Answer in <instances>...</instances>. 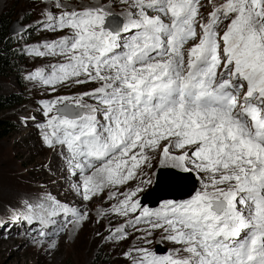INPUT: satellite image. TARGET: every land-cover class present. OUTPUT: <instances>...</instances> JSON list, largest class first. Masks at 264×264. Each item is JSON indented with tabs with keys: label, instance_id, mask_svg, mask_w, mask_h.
<instances>
[{
	"label": "snow or ice",
	"instance_id": "snow-or-ice-1",
	"mask_svg": "<svg viewBox=\"0 0 264 264\" xmlns=\"http://www.w3.org/2000/svg\"><path fill=\"white\" fill-rule=\"evenodd\" d=\"M34 3L41 19L18 20L14 35H60L25 42V55L55 63L23 79L51 93L94 85L41 100L35 125L80 203L43 186L21 194L0 208L5 236L16 226L50 255L58 241L46 237L69 224L78 235L89 205L107 200L96 215L123 223L96 235L139 233L127 264H264V0H119L118 13L116 0ZM161 182L186 195L144 206ZM154 240L171 247L159 254Z\"/></svg>",
	"mask_w": 264,
	"mask_h": 264
},
{
	"label": "rangeland",
	"instance_id": "rangeland-1",
	"mask_svg": "<svg viewBox=\"0 0 264 264\" xmlns=\"http://www.w3.org/2000/svg\"><path fill=\"white\" fill-rule=\"evenodd\" d=\"M206 2L207 0H204L203 4ZM213 2H219V0H213ZM72 3L89 6L95 3V0H72ZM111 10L117 13L120 11L119 0H116V6ZM202 11L207 14L210 8L205 7ZM38 14L39 7L34 0H0V18L2 16L9 18L12 26L18 20L24 25L32 24L41 19ZM44 33L42 29L33 31L29 38L35 40V43H44L57 38L56 34L46 36ZM27 36L25 35L24 40H19L13 35L16 48L20 50L22 58L18 63L20 71L0 78V97L19 95L24 100L23 105L0 112V117L10 120L14 127L7 137L0 139V208L15 203L21 194L40 191L41 186L51 190L52 194L62 202L73 201L61 172L59 157L56 152L43 145L40 133L38 134L35 129L36 122L43 118L41 111L38 110L40 101L49 99L52 93L48 94L43 87L25 81L23 77L36 67H46L51 61L50 58H34L23 53L25 42L27 46H32V43L29 45ZM93 86L60 89L54 92V95L52 94L53 99L58 95H73ZM32 117H35V120H32ZM130 184L134 186L135 181H130ZM156 186H149L145 192L141 193V201L143 196L150 193ZM166 190L161 189L153 198L158 199L165 194L163 192ZM73 202L80 203L78 200ZM111 203L112 201L105 200L102 203L90 204L89 213L94 219L86 222L78 235H74L72 225L69 224L59 236L46 237V241L53 239L58 241L57 249L50 255H46L43 249L38 250L25 236L21 235L20 228L13 226L7 229V236H5V228H0V264H127L122 252L129 244L135 242L133 237L139 233L130 230L129 237L118 244L102 242L101 236L107 235L106 227H117L123 223V218L120 217L110 215L107 218H101L96 215L97 208H107ZM2 218L3 213L0 212V219ZM97 220L100 222L97 223ZM45 231L50 233L52 229ZM97 232H100L101 236H97ZM33 235L37 234L33 233ZM44 246L46 247L47 243ZM150 247L160 254L161 249L167 251L171 245L167 242L156 243L154 240Z\"/></svg>",
	"mask_w": 264,
	"mask_h": 264
},
{
	"label": "trees",
	"instance_id": "trees-1",
	"mask_svg": "<svg viewBox=\"0 0 264 264\" xmlns=\"http://www.w3.org/2000/svg\"><path fill=\"white\" fill-rule=\"evenodd\" d=\"M11 26L9 18H0V78L20 71L18 63L22 58L20 50L16 48V41L10 34ZM23 104L24 100L19 95L0 97V112ZM12 129V122L0 117V139L7 137Z\"/></svg>",
	"mask_w": 264,
	"mask_h": 264
},
{
	"label": "water",
	"instance_id": "water-1",
	"mask_svg": "<svg viewBox=\"0 0 264 264\" xmlns=\"http://www.w3.org/2000/svg\"><path fill=\"white\" fill-rule=\"evenodd\" d=\"M17 27V23L14 22L13 23V26H11V29H10V34L13 36L14 35V29ZM160 171H165V170H160ZM184 175H187V174H184ZM195 183V180L193 179L192 181H189V184H194ZM161 189H167L165 192V194H162L161 197H159L158 199H155L153 198L154 195H156V193H158ZM177 191H175V190ZM182 190H178L176 188H173L171 186H169L166 182H161L160 184H158L150 193H146L144 196H143V200H142V203L143 205H149V207H156L158 206L163 200H166V199H181V198H184V196L186 195L185 192H181ZM150 199H154V201H150ZM166 250H162L161 249V252L160 254H163L165 253Z\"/></svg>",
	"mask_w": 264,
	"mask_h": 264
},
{
	"label": "bare ground",
	"instance_id": "bare-ground-1",
	"mask_svg": "<svg viewBox=\"0 0 264 264\" xmlns=\"http://www.w3.org/2000/svg\"><path fill=\"white\" fill-rule=\"evenodd\" d=\"M75 1H79V0H75ZM203 1H204V0H201V3H202V4H203ZM66 2H67V0H66ZM54 34H56L57 37H58V35H60L59 33H51V32H45V33H44V35H46V36H52V35H54ZM26 39L30 42L29 45H31V43H32V46H36V45H38V44H42V43H35V40L33 41L32 39H30V38H29V35L26 37ZM32 41H33L34 43H33ZM43 59H44V58H43ZM50 61H51L50 63H55V60H51V59H50ZM45 92H47L48 94L51 93L50 91H45ZM55 93H56V92H55ZM55 93H52V94L54 95ZM52 94L49 95V96H50V97H49V100H50V99H53V95H52ZM38 110H39V109H38ZM43 120H44V118H40L39 122H43ZM35 129L37 130V132H38V134H39L40 132H39V130L37 129L36 126H35ZM40 135H41V134H40ZM157 207H158V206H157Z\"/></svg>",
	"mask_w": 264,
	"mask_h": 264
}]
</instances>
